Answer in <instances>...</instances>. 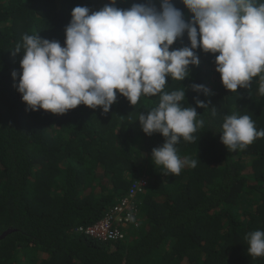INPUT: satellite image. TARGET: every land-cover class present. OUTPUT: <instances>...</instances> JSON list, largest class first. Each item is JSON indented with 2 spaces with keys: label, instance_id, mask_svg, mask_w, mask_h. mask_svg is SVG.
Instances as JSON below:
<instances>
[{
  "label": "trees",
  "instance_id": "1",
  "mask_svg": "<svg viewBox=\"0 0 264 264\" xmlns=\"http://www.w3.org/2000/svg\"><path fill=\"white\" fill-rule=\"evenodd\" d=\"M173 2L190 19L181 0ZM76 6L98 11L93 0H0V235L13 229L0 239V264H264V256L248 255L246 239L264 230V137L234 152L221 142L228 115H249L264 130L260 76L231 92L215 56L197 50L201 62L190 77L168 79L165 92L186 87L183 107H196L193 83L212 93L199 94L207 106L196 107L204 124L194 141L176 145L196 167L173 175L152 160L164 137L148 136L138 121L158 106L159 95H142L133 106L118 93L108 113L86 105L62 115L26 110L11 75L20 71L23 50L12 53L25 34L63 45ZM185 45L187 33L173 47ZM125 198L136 214L123 239L85 231L114 215Z\"/></svg>",
  "mask_w": 264,
  "mask_h": 264
},
{
  "label": "clouds",
  "instance_id": "2",
  "mask_svg": "<svg viewBox=\"0 0 264 264\" xmlns=\"http://www.w3.org/2000/svg\"><path fill=\"white\" fill-rule=\"evenodd\" d=\"M190 19L173 0H145L130 8L116 7L111 0L98 11L76 6L65 28V42L25 34L13 56L21 53L20 71L11 75L14 86L30 111L41 109L65 114L80 105L111 110L118 93L137 104L140 97L159 95L157 107L141 112L142 131L159 133L164 143L152 150L155 166L179 175L196 161L181 158L176 145L181 138L192 142L193 133L204 124L197 120L196 107L207 104L199 94L211 95L202 84H191L197 93L196 107H183L186 87L165 92L168 79L185 81L191 67L200 65L197 50L215 56L216 71L231 92L248 88L260 76L259 93L264 95V2L257 0H181ZM187 33L190 46L174 48ZM218 54V55H217ZM221 142L230 152L245 149L264 137L249 115H228ZM248 255L264 256V230L246 237Z\"/></svg>",
  "mask_w": 264,
  "mask_h": 264
},
{
  "label": "built area",
  "instance_id": "3",
  "mask_svg": "<svg viewBox=\"0 0 264 264\" xmlns=\"http://www.w3.org/2000/svg\"><path fill=\"white\" fill-rule=\"evenodd\" d=\"M144 183V182H143ZM136 209L134 205L125 198L119 205L114 208V215H110L92 226L85 229L90 235L99 239L120 240L125 234L122 231L129 221L135 220ZM122 226V227H121ZM76 231H82V228H76Z\"/></svg>",
  "mask_w": 264,
  "mask_h": 264
},
{
  "label": "rangeland",
  "instance_id": "4",
  "mask_svg": "<svg viewBox=\"0 0 264 264\" xmlns=\"http://www.w3.org/2000/svg\"><path fill=\"white\" fill-rule=\"evenodd\" d=\"M107 4H108L107 0H93L92 9L100 10L101 8H103Z\"/></svg>",
  "mask_w": 264,
  "mask_h": 264
},
{
  "label": "water",
  "instance_id": "5",
  "mask_svg": "<svg viewBox=\"0 0 264 264\" xmlns=\"http://www.w3.org/2000/svg\"><path fill=\"white\" fill-rule=\"evenodd\" d=\"M13 229L9 228L6 231H4L1 235H0V239L4 238L7 234H9Z\"/></svg>",
  "mask_w": 264,
  "mask_h": 264
}]
</instances>
